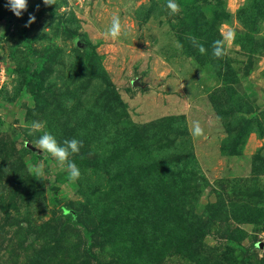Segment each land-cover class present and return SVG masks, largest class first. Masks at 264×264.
Masks as SVG:
<instances>
[{
  "label": "rangeland",
  "instance_id": "374dc122",
  "mask_svg": "<svg viewBox=\"0 0 264 264\" xmlns=\"http://www.w3.org/2000/svg\"><path fill=\"white\" fill-rule=\"evenodd\" d=\"M177 3L0 0V264H264V0Z\"/></svg>",
  "mask_w": 264,
  "mask_h": 264
},
{
  "label": "clouds",
  "instance_id": "9594fccd",
  "mask_svg": "<svg viewBox=\"0 0 264 264\" xmlns=\"http://www.w3.org/2000/svg\"><path fill=\"white\" fill-rule=\"evenodd\" d=\"M44 5L54 4V0H42ZM166 7L170 10L171 13H176L179 11V5L177 0H165ZM9 11L12 12L16 17L23 15V12L27 8V0H5L4 5ZM35 17L31 14L28 16V20L25 22V26L32 23ZM103 35L110 37L112 39L120 38L122 33V26L119 13H113L110 19V22L103 30ZM233 33L229 31L227 33V38L232 39ZM199 50L204 52L205 49L202 45L199 46ZM211 54L214 57H221L224 55V48L220 40L213 41L211 47ZM30 134L31 132H36V136L32 145L40 152L45 153L47 156H50L55 160L56 165L62 170L66 171L67 179L69 182H75L81 176L80 168L75 162H73L69 157L72 154L78 153L82 147V141L73 137L71 139H65L58 142L56 136L47 130H42L45 128L44 122L33 121L30 124ZM203 129L198 120H193L191 124L190 134L193 137H198L202 135ZM28 141H25L27 144ZM45 166L43 164H30L28 167L29 173L36 179H44L45 176Z\"/></svg>",
  "mask_w": 264,
  "mask_h": 264
},
{
  "label": "trees",
  "instance_id": "16d2710c",
  "mask_svg": "<svg viewBox=\"0 0 264 264\" xmlns=\"http://www.w3.org/2000/svg\"><path fill=\"white\" fill-rule=\"evenodd\" d=\"M108 87H110L111 90H112V93L115 94V91H114L113 85H112V84H109Z\"/></svg>",
  "mask_w": 264,
  "mask_h": 264
},
{
  "label": "water",
  "instance_id": "95a60500",
  "mask_svg": "<svg viewBox=\"0 0 264 264\" xmlns=\"http://www.w3.org/2000/svg\"><path fill=\"white\" fill-rule=\"evenodd\" d=\"M76 43L78 44V40H76ZM80 46H83L82 44H79Z\"/></svg>",
  "mask_w": 264,
  "mask_h": 264
}]
</instances>
